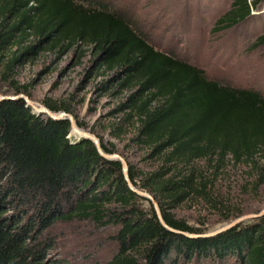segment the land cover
<instances>
[{"label": "trees", "instance_id": "trees-1", "mask_svg": "<svg viewBox=\"0 0 264 264\" xmlns=\"http://www.w3.org/2000/svg\"><path fill=\"white\" fill-rule=\"evenodd\" d=\"M264 0H233L214 33L247 24ZM34 42H30L31 40ZM94 46L92 70L116 72L100 92L132 94L115 110L118 134L132 127L133 142L162 167L133 185L159 203L165 222L207 234L171 213L197 196L199 163L216 172L264 159V95L211 80L204 70L157 50L121 13L90 0H0V63L5 73L48 49ZM264 46V34L254 44ZM17 49L10 58L7 53ZM16 95L27 90L15 89ZM53 112L68 108L46 106ZM78 126L85 129L82 123ZM103 150L117 154L99 138ZM260 183H264V165ZM91 221L119 228L117 254L107 264H264V216L209 238H188L163 227L153 203L132 191L120 161L73 133L69 119L38 114L24 99L0 101V264H66L54 260L48 232L60 221Z\"/></svg>", "mask_w": 264, "mask_h": 264}, {"label": "rangeland", "instance_id": "rangeland-1", "mask_svg": "<svg viewBox=\"0 0 264 264\" xmlns=\"http://www.w3.org/2000/svg\"><path fill=\"white\" fill-rule=\"evenodd\" d=\"M90 1L121 13L157 50L204 70L209 79L264 95V46H254L264 34V5L247 24L214 33L216 21L230 9L233 0ZM16 50L9 51L6 58ZM96 57L94 46L79 44L65 52L43 51L12 74L5 73L7 60L3 61L0 97L15 96V89L19 88L27 90L37 106L68 108L82 123V130L102 138L136 168L140 177H145L160 169L162 162L133 142L136 132L132 127L123 126L126 131L122 134L115 130L124 115L114 112L132 92H100L98 87L116 72L92 70ZM258 162L256 166L229 162L220 172L199 163L198 179L208 185L209 196H197L171 213L205 233L217 231L243 216L261 213L264 183H260V169L264 159ZM118 230L114 225L103 227L91 221L57 222L48 232L56 241L52 258L66 264H107L118 251Z\"/></svg>", "mask_w": 264, "mask_h": 264}, {"label": "water", "instance_id": "water-1", "mask_svg": "<svg viewBox=\"0 0 264 264\" xmlns=\"http://www.w3.org/2000/svg\"><path fill=\"white\" fill-rule=\"evenodd\" d=\"M18 99H24L27 102L28 106H30L34 110V112H36L38 114H45V115L49 116L50 118H52L54 120L69 119L71 121L73 133L75 135H77L80 138L91 140L96 145L99 153L101 154V156L103 158H105L107 160L120 161L122 163V166H123V172H124L125 179H126L128 185H129L130 189L132 191H134L136 194H138L139 196H141L143 198H146V199L150 200L153 203L154 209L156 211V214H157L161 224L163 225V227L165 229H167L168 231H170L172 233L183 235V236H186L188 238H193V239H196V238H209V237H214V236H217V235L222 234L224 232H227V231L237 227L238 225L244 223L247 220L259 219V218L264 216V211H262L259 214L243 216V217L233 221L232 223L220 228L217 231H214V232H211V233H207V234H201V235L200 234H191V233H187V232H182V231L176 230V229L172 228L171 226H169L165 222L163 214H162V211H161V208L159 206V203L156 201V199L151 194H149L147 192H144L142 190H139L133 185V183L131 181V178H130V174H129V163L127 162V160H125V158H123L119 154L106 153L103 150V148H102L100 139L97 136L93 135L92 133L82 130L78 126L75 117L72 116L71 114H68L66 112L56 113V112L51 111L50 109H48L45 106L37 107V106H35V103L30 99V97L25 95V94H20V95H17V96H1L0 97V101H3V100H18Z\"/></svg>", "mask_w": 264, "mask_h": 264}, {"label": "bare ground", "instance_id": "bare-ground-1", "mask_svg": "<svg viewBox=\"0 0 264 264\" xmlns=\"http://www.w3.org/2000/svg\"><path fill=\"white\" fill-rule=\"evenodd\" d=\"M35 106H37V105L35 104ZM37 107H39V106H37Z\"/></svg>", "mask_w": 264, "mask_h": 264}]
</instances>
